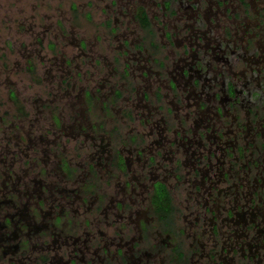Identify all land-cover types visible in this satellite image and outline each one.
<instances>
[{"label": "flooded vegetation", "instance_id": "af4514ba", "mask_svg": "<svg viewBox=\"0 0 264 264\" xmlns=\"http://www.w3.org/2000/svg\"><path fill=\"white\" fill-rule=\"evenodd\" d=\"M101 1L0 73V264H264V0Z\"/></svg>", "mask_w": 264, "mask_h": 264}, {"label": "rangeland", "instance_id": "374dc122", "mask_svg": "<svg viewBox=\"0 0 264 264\" xmlns=\"http://www.w3.org/2000/svg\"><path fill=\"white\" fill-rule=\"evenodd\" d=\"M72 1L78 2L83 8H90L87 5L88 0H0V73H4L3 66L5 65L15 68L9 75L13 79H17L20 73H25L26 70L23 66L19 68L14 65L16 61L20 60L23 63L25 60L22 55L26 54V49L22 46L21 41L38 39L42 42V48L44 47L43 49L48 51L47 46L50 44L49 40L52 41V34L49 33L46 42H44L40 35L31 34L30 27H33L32 31H38L41 28L43 30V25L51 26L50 31H56V28L60 27L64 28V21L72 17L73 14L70 7ZM95 1L99 5V0ZM110 1L102 0L100 6L101 3L103 5ZM98 5L90 9L96 14V22L100 20L101 14L97 11L100 9ZM152 8L156 9L154 6ZM78 25L77 28L87 30L89 34H92L98 27L86 18H79ZM54 43L53 41L50 45L52 48H54ZM61 43L55 47L54 51L61 49ZM39 68L43 73L41 65Z\"/></svg>", "mask_w": 264, "mask_h": 264}]
</instances>
